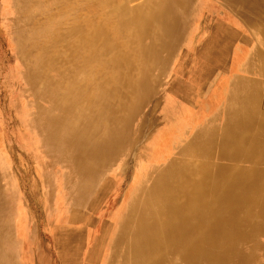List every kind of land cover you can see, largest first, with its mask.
Wrapping results in <instances>:
<instances>
[{
  "label": "bare ground",
  "instance_id": "obj_1",
  "mask_svg": "<svg viewBox=\"0 0 264 264\" xmlns=\"http://www.w3.org/2000/svg\"><path fill=\"white\" fill-rule=\"evenodd\" d=\"M223 1L229 7L241 3ZM185 5L179 6L183 10ZM128 11L119 0L113 4L106 0L101 10L103 15L117 17V29L124 35L129 25L139 27L123 43L108 29L107 17L102 24L90 21L62 32L58 58L47 60L55 70L49 78L55 88L41 93L52 111L42 128L60 148L71 152L69 162L79 177L77 193L88 196L107 167L136 157L137 181L132 183L129 199L112 218L113 226L106 230L103 225L105 232L95 246L83 250L84 264L89 260L96 264H264V100L257 94L248 100L240 98L243 88L232 83L219 112H225L223 129L214 133L216 128H199L179 157L173 153L164 163L149 162L147 143L136 154L146 127L144 108L154 97L161 66L182 36V25L178 20L164 24L167 14L174 17L170 12L152 15L163 32L157 41L142 29V22L128 17ZM31 35L37 38L38 33ZM145 38L151 41L142 44ZM126 44L133 45V54L124 49ZM49 50L50 43L43 44L41 55ZM261 58L257 57L264 64ZM192 111L184 109L186 114ZM216 116L208 120V128L215 125ZM165 138L161 130L147 142L157 147ZM108 186L97 190L93 202ZM60 228L66 238L75 237V230L66 225Z\"/></svg>",
  "mask_w": 264,
  "mask_h": 264
},
{
  "label": "rangeland",
  "instance_id": "obj_2",
  "mask_svg": "<svg viewBox=\"0 0 264 264\" xmlns=\"http://www.w3.org/2000/svg\"><path fill=\"white\" fill-rule=\"evenodd\" d=\"M182 2L186 3L183 10L179 6ZM105 3L106 0H0V264H84L83 250L87 246L90 251L100 240L103 225L106 230L113 226V219L137 181L136 157L130 156L125 162L107 167L97 176L91 193L83 197L75 191L79 177L69 162L71 152L60 148L42 128V122L52 115L41 99L42 90L53 86L49 78L55 70L47 62L58 58L62 32L85 22L102 24L107 17L104 21L117 42L123 43L137 34L136 24L128 26L126 35L119 32L117 17L101 13ZM119 3L130 10L128 17L142 22V29L153 34L154 40L159 41L158 36L163 35L152 20L158 12L174 15L169 18L167 14L164 24L172 25L178 20L182 25V36L161 66L154 97L144 108L146 127L136 154L147 143L149 162L164 163L173 153L179 157L180 150L187 147L199 128H216L214 133L223 129L225 112H219L232 83L243 88L241 95L237 93L240 98L248 100L257 94L259 100H264V0H241L231 7L223 0ZM32 33H38L37 38H32ZM149 40L141 42L147 44ZM46 43H50V50L41 55ZM124 49L134 53L132 44H126ZM185 108L193 111L186 114ZM213 116L217 121L208 128L207 122ZM161 130L167 141L165 138L157 147L147 142ZM150 172L143 186L148 183ZM106 183L107 191L93 202L97 190ZM64 224L76 231L75 237L61 235L60 226Z\"/></svg>",
  "mask_w": 264,
  "mask_h": 264
}]
</instances>
